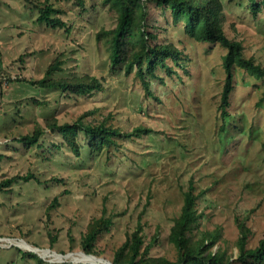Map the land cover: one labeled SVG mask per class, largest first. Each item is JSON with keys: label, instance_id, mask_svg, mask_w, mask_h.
Returning a JSON list of instances; mask_svg holds the SVG:
<instances>
[{"label": "rangeland", "instance_id": "rangeland-1", "mask_svg": "<svg viewBox=\"0 0 264 264\" xmlns=\"http://www.w3.org/2000/svg\"><path fill=\"white\" fill-rule=\"evenodd\" d=\"M220 2L225 32L241 40L245 58L264 67L263 4L253 14L250 0ZM46 5L63 24L41 18ZM108 5L0 0V182L17 177L0 184V264H112L138 221L145 243L155 236L149 254L175 259L167 236L190 182L202 213L199 229L218 230L213 249L235 255L238 222L249 229L247 244L255 245L264 235V76L233 65L222 106L225 48L190 38L182 21L148 2L150 31L156 26L159 41L166 37L181 49L184 66L168 59L156 76L146 73L147 93L135 66L110 67L107 36L97 37L116 23ZM53 61L59 69L49 77L92 74L103 89L76 95L33 82ZM92 108L96 118L110 113L108 122L123 132L137 125L147 130L117 136V146L102 151L91 150L79 133L74 154L45 124L69 122ZM35 126L42 133L27 147L19 138ZM100 215L112 223L86 252V224ZM86 255L101 262L81 260Z\"/></svg>", "mask_w": 264, "mask_h": 264}, {"label": "trees", "instance_id": "trees-1", "mask_svg": "<svg viewBox=\"0 0 264 264\" xmlns=\"http://www.w3.org/2000/svg\"><path fill=\"white\" fill-rule=\"evenodd\" d=\"M148 2H154L163 9H168L174 22L179 20L183 22L184 33L190 38L217 42L225 48L222 56L225 72L221 96L222 106L227 103V97L232 89L233 65L245 68L254 75L264 76V67L254 63L251 58L243 56L241 40L232 38L225 32L220 0H103V3L109 4L108 6L116 12L115 25L100 31L97 35V37L107 36L110 47V67L113 69L116 65L123 63L128 72L135 66V72L143 79L147 93L150 91L149 84L144 79L146 73L149 76H156V67H168L166 63L168 59L173 60L176 65L184 66V61L182 63L178 61L181 59V49L169 42L166 37L159 41L156 26L150 31L146 20ZM261 4L264 6V0H250L253 14L261 9ZM49 8L48 5L41 8L43 12L41 18L54 26L63 24L57 17H49ZM57 69L59 64L53 61L46 68L45 75L33 82L43 87H59L76 95L91 94L103 89L102 78L92 74L49 77L50 73ZM2 73L3 69L0 66L1 83ZM93 114L92 108L80 113L69 122L58 123L55 118H52L46 120L45 124L60 132L74 154L79 152L77 143L79 133L84 135L87 146L91 150L102 151L117 146V136H123V134L131 136L147 130L137 125L132 130L123 132L120 127L108 122L111 118L110 113L100 118L93 117ZM41 133L42 128L35 126L30 133L23 134L19 139L29 147L37 143ZM16 178V176L6 178L0 184L8 185ZM196 197L197 194L194 193L190 182L188 189L184 191L180 210L172 219L167 236L176 250L175 259L149 254L148 250L155 242V236L145 243L141 233L143 223L138 221L134 230L114 250L112 264H264V235L255 245H248L249 229L243 222H238L240 234L236 239L235 255L228 253L222 246L213 249L219 233L216 229H199L198 224L202 213L197 212L195 207ZM111 223L110 215L93 217L86 224L82 248L86 252H92L95 237L102 231L108 230Z\"/></svg>", "mask_w": 264, "mask_h": 264}, {"label": "bare ground", "instance_id": "bare-ground-1", "mask_svg": "<svg viewBox=\"0 0 264 264\" xmlns=\"http://www.w3.org/2000/svg\"><path fill=\"white\" fill-rule=\"evenodd\" d=\"M24 245V244H23ZM22 245V246H23ZM43 253H46V252H43ZM53 254V253H52ZM59 256V255H58ZM81 260H86V261H93V262H101L99 258H95L94 256H91V255H86L84 257H81Z\"/></svg>", "mask_w": 264, "mask_h": 264}, {"label": "water", "instance_id": "water-1", "mask_svg": "<svg viewBox=\"0 0 264 264\" xmlns=\"http://www.w3.org/2000/svg\"><path fill=\"white\" fill-rule=\"evenodd\" d=\"M0 100H1V81H0Z\"/></svg>", "mask_w": 264, "mask_h": 264}]
</instances>
